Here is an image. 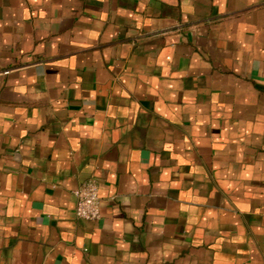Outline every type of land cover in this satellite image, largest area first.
<instances>
[{
  "label": "crops",
  "instance_id": "obj_1",
  "mask_svg": "<svg viewBox=\"0 0 264 264\" xmlns=\"http://www.w3.org/2000/svg\"><path fill=\"white\" fill-rule=\"evenodd\" d=\"M0 264H264V0H0Z\"/></svg>",
  "mask_w": 264,
  "mask_h": 264
},
{
  "label": "built area",
  "instance_id": "obj_2",
  "mask_svg": "<svg viewBox=\"0 0 264 264\" xmlns=\"http://www.w3.org/2000/svg\"><path fill=\"white\" fill-rule=\"evenodd\" d=\"M76 214L83 219L98 220L102 216L100 187L96 178H89L73 190Z\"/></svg>",
  "mask_w": 264,
  "mask_h": 264
}]
</instances>
